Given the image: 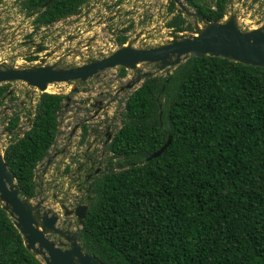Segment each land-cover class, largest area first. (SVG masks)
<instances>
[{
  "label": "trees",
  "instance_id": "1",
  "mask_svg": "<svg viewBox=\"0 0 264 264\" xmlns=\"http://www.w3.org/2000/svg\"><path fill=\"white\" fill-rule=\"evenodd\" d=\"M230 1L185 0L208 23H220ZM89 3L27 0L22 9L48 27ZM168 13V28L194 30L173 1ZM128 41L117 37L121 47ZM10 86H0V106L13 99ZM66 99L41 93L21 135L20 114L9 119L4 159L22 198L39 196L36 173L56 144ZM108 152L82 229V246L100 263L264 264V68L191 57L145 81L126 101ZM0 264H44L1 204Z\"/></svg>",
  "mask_w": 264,
  "mask_h": 264
},
{
  "label": "rangeland",
  "instance_id": "2",
  "mask_svg": "<svg viewBox=\"0 0 264 264\" xmlns=\"http://www.w3.org/2000/svg\"><path fill=\"white\" fill-rule=\"evenodd\" d=\"M171 1L90 0V3L80 12V15L72 16L58 23L57 31L54 34L52 33L53 29L41 30L37 34L33 33V41L38 42L42 39L45 42L44 49L47 52L42 55L43 57L53 52L58 45L61 46L59 53L54 54L53 52L50 59L43 58L41 67L70 70L109 57L123 48L117 44V37L121 34L127 35L129 39L125 46L136 50H149L166 46L173 40L191 38L200 29H204L205 23L199 21L195 11L188 7L184 0L182 2L190 13H185L179 6L177 8L182 11L184 18L192 24L194 30L176 33L175 30L168 28L167 23L173 17L168 13ZM231 1L230 9L223 22L234 20L236 27L242 32L264 31V0L256 3L252 0ZM22 3L8 0L0 5V30L7 32L5 34L7 39H0V71L29 69L30 64H33L34 69L37 67L35 62H30L26 57L32 51L31 47L25 44L29 38L27 34L32 30V20L26 17V13L22 9ZM176 13L178 12L176 11ZM13 36L15 38L10 43ZM72 39L76 40L71 41ZM89 43H91V46L86 48ZM78 44L82 45L79 46ZM175 59L174 57L173 60ZM158 67L159 64H140L137 66V70L126 69L127 72L124 78L120 77V67L108 69L102 72L99 77L89 78L85 82L57 83L46 90V93L63 94L70 98V102L69 100L66 101L68 106L60 114V132L56 144L50 152V157L62 151H65V154L57 157L51 163L49 169L39 167L37 170L38 189L42 190L43 188V190L42 192L39 190L38 198L32 200L34 205L47 199L45 203L51 204L49 208L62 214L59 204L52 203L53 195L68 191L71 199H73V196L77 200L80 198L75 193L72 181L68 180L70 175L64 174L67 167L72 172L75 169L72 160L75 158L72 157L76 150L71 144L67 147V138L71 132L69 129H72L76 123L75 120L71 119L77 111L76 103L89 97L96 98L100 91L112 94L114 99L110 104L109 115L105 114V118L109 119V126H112L113 131L117 132L122 125V118L119 115L124 111L126 101L145 81L133 88L128 87L139 74L152 73L156 77L157 75H165L167 71L172 70L170 68L161 72ZM10 85V98L13 97V99H8L4 106H0V149L2 153L13 139L6 130L9 119L15 113H19L21 122L18 133L21 135L28 131L37 100L42 93L37 88L23 82H13ZM77 89L81 93L76 95L73 92ZM122 89H125L124 93H120ZM83 117H86V115H78L77 123L81 122ZM78 137H80L79 134ZM77 141L78 139L73 140V143L75 144ZM77 151H80V148H77ZM55 202H60V200ZM73 205L72 201L70 207ZM70 220L73 221L72 225L76 227L69 228V231L75 234L76 229H80V227L77 226L74 218ZM59 228L67 231L62 221L59 223ZM50 238L58 240L54 235ZM39 258L42 260L41 257Z\"/></svg>",
  "mask_w": 264,
  "mask_h": 264
},
{
  "label": "water",
  "instance_id": "3",
  "mask_svg": "<svg viewBox=\"0 0 264 264\" xmlns=\"http://www.w3.org/2000/svg\"><path fill=\"white\" fill-rule=\"evenodd\" d=\"M172 1L182 11L190 13L182 0ZM202 23H205L204 29H200L191 38L173 40L166 46L149 50H136L124 46L110 57L70 70H57L52 67L1 70L0 85L23 82L45 93L50 85L75 81L85 82L89 78L99 77L107 69L120 67L137 70L138 65L149 63L159 64L158 69L163 72L170 68H177L191 57L205 56L228 59L254 68H264V31L242 32L236 27L234 20L220 23L202 21ZM174 57L175 60H173ZM153 77L152 73L139 74L128 88H133ZM76 91L78 92V90L74 92ZM170 142L171 138L148 161L160 157L169 147ZM55 157L56 155H53L48 159L49 165ZM46 201L41 200L34 205L32 200L21 197L16 178L9 171L4 152L2 153L0 149V204L14 221L24 239L26 248L36 257H41L42 260L39 259L44 264H102L87 253L82 246V229L89 205H81L74 210L68 209L65 204L59 205L62 212L59 214L49 208L51 204L46 205ZM62 216L76 218V224L80 229H76L75 234L69 231V228L76 227L72 225L73 221L66 226L67 231L60 229L59 223ZM52 235L58 240L51 239Z\"/></svg>",
  "mask_w": 264,
  "mask_h": 264
},
{
  "label": "flooded vegetation",
  "instance_id": "4",
  "mask_svg": "<svg viewBox=\"0 0 264 264\" xmlns=\"http://www.w3.org/2000/svg\"><path fill=\"white\" fill-rule=\"evenodd\" d=\"M7 1L8 0H0V5ZM15 1L22 3L27 0H15ZM46 6L47 4L44 5L43 8H45ZM80 14L81 13H79L78 15ZM26 17L32 20V26H31L32 30L27 34L29 38L25 43L26 45H29V47H31L32 51H30L26 55V57L29 59L30 62H35V64H37V67H41L43 65L41 63L43 58L50 59L53 52L54 54H57L61 51V46L58 45V47H56L53 52H51L49 55L47 54L46 57H43L42 55H45L47 52V50L44 49L46 46L45 42L42 39L38 42L33 41L32 40L33 33L37 34V33H40L41 30L45 31L46 29H53L52 33L54 34V32L57 31V24L65 20L55 22L49 25L48 27H45V26L37 27L34 24L36 15L26 14ZM6 33H7L6 31L0 30V39H4V38L7 39V35H5ZM14 38H15L14 36L11 38L10 43L13 42ZM74 40L76 39H72L71 41H74ZM78 45L80 46L82 44H78ZM90 46H91V43H89L86 48H89ZM30 66L34 67L33 64H30ZM122 69H125V68H121V70ZM120 77L124 78L125 76L122 77L120 75ZM121 92L124 93L125 89H122L120 93ZM73 93H76L77 95V94H80L81 92L78 90V92L76 91ZM9 94H11L10 90H9ZM58 95H63V94H58ZM64 96L66 97V95ZM113 99L114 97H112V94H109L108 92H105V91H100L96 98L89 97V98L82 99L76 103L78 108L76 107L77 111L75 113V116L71 118L72 120H75L76 123L74 124L72 129H69L71 130V132L69 133V137L67 138V143H68L67 147L71 144L72 147H74V149L76 150L74 151V155L72 157V158H75V159H72L75 165V169L72 172L71 169L67 167L64 171V174L67 176L70 175V178L68 179L66 177V179H68L69 181H72L73 183L72 185H74L75 193L79 195L80 198L77 200L73 196V199H71V196L69 195L68 191H66L65 193L62 192L59 195H53L52 203L59 204V205L65 204L68 207V209H73V210L81 205H89V201L92 199V196H90L89 194L90 189L92 185L95 183L96 179L101 176H104L106 173V169H107L106 160L108 156L111 155V153L108 152V147L111 141L113 140L114 134L116 133L113 131L112 126H109L110 125L108 121L109 119L105 118V114L107 116L109 115V110L111 107L110 104L112 103ZM68 100H70V98L67 97L66 101L68 102ZM66 101L64 102V109L68 106V103H66ZM122 113L119 115L121 118H122ZM78 115H82V116L86 115V117H83V120L77 123ZM86 131H87L86 140L83 142V137ZM78 134L80 135V137H78ZM76 139H78V141L74 144L73 140H76ZM77 148H80V151H77ZM64 154H65V151L55 154L56 157L53 158L51 163L55 161L57 157H59L60 155H64ZM48 159L40 165V168L45 167V169H49L51 164L50 165L48 164ZM56 188L58 187L56 186ZM39 190L40 192H42L43 188L42 190L41 189ZM46 200L47 199H44V201ZM58 200H60V202H55ZM72 201L74 205L70 207V204L72 203ZM45 204L49 205L48 203H45ZM70 219H73V218L63 217L61 221L62 223L65 224V226H68V223L72 221ZM74 219H75V222L77 223V219L76 218Z\"/></svg>",
  "mask_w": 264,
  "mask_h": 264
},
{
  "label": "bare ground",
  "instance_id": "5",
  "mask_svg": "<svg viewBox=\"0 0 264 264\" xmlns=\"http://www.w3.org/2000/svg\"><path fill=\"white\" fill-rule=\"evenodd\" d=\"M127 47V46H126ZM29 69H33V67L32 66H29Z\"/></svg>",
  "mask_w": 264,
  "mask_h": 264
},
{
  "label": "clouds",
  "instance_id": "6",
  "mask_svg": "<svg viewBox=\"0 0 264 264\" xmlns=\"http://www.w3.org/2000/svg\"><path fill=\"white\" fill-rule=\"evenodd\" d=\"M230 6H231V5H230ZM226 15H227V14H226ZM225 17H226V16H225ZM224 19H225V18H224ZM224 19H223V20H224ZM223 20H222V21H223ZM222 21H221V22H222ZM125 45H126V44H125ZM125 45H124V46H125ZM124 46H123V47H124ZM45 93H46V92H45ZM50 94H51V93H50Z\"/></svg>",
  "mask_w": 264,
  "mask_h": 264
},
{
  "label": "built area",
  "instance_id": "7",
  "mask_svg": "<svg viewBox=\"0 0 264 264\" xmlns=\"http://www.w3.org/2000/svg\"><path fill=\"white\" fill-rule=\"evenodd\" d=\"M52 86H54V85H50L49 88H51Z\"/></svg>",
  "mask_w": 264,
  "mask_h": 264
}]
</instances>
